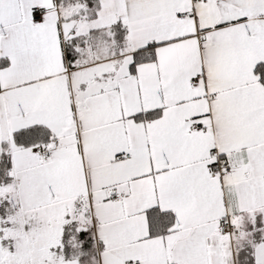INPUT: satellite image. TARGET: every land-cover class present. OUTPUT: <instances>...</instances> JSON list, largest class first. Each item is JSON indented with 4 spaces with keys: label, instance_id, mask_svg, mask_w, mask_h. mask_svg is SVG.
<instances>
[{
    "label": "snow or ice",
    "instance_id": "obj_1",
    "mask_svg": "<svg viewBox=\"0 0 264 264\" xmlns=\"http://www.w3.org/2000/svg\"><path fill=\"white\" fill-rule=\"evenodd\" d=\"M0 264H264V0H0Z\"/></svg>",
    "mask_w": 264,
    "mask_h": 264
}]
</instances>
